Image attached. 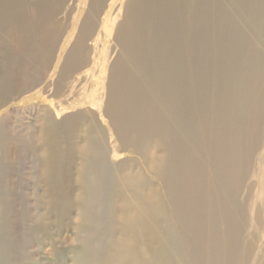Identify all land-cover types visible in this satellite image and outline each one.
Wrapping results in <instances>:
<instances>
[{
    "label": "bare ground",
    "instance_id": "obj_1",
    "mask_svg": "<svg viewBox=\"0 0 264 264\" xmlns=\"http://www.w3.org/2000/svg\"><path fill=\"white\" fill-rule=\"evenodd\" d=\"M115 2L0 0L10 50L7 67L0 63V123L13 110L43 112L31 143L44 175L27 213L16 210L11 184L0 179V264H264V4L247 17L258 22L257 34L243 28V16L223 18L222 37L233 46L222 54L198 43L211 19L197 0H127V23L114 38L124 62L110 65L113 48L101 45L112 34ZM63 19L72 23L64 36ZM25 47L42 64L55 59V72L61 67L68 80L61 103L27 107L8 97V88L29 90L25 77L11 78L12 68L24 71ZM192 55L218 59L225 83H211ZM44 83L53 84L49 76ZM87 91L89 102L71 101ZM6 134L0 126V166L6 139L13 141ZM66 232L73 247L62 241ZM47 248V258L38 254Z\"/></svg>",
    "mask_w": 264,
    "mask_h": 264
},
{
    "label": "rangeland",
    "instance_id": "obj_2",
    "mask_svg": "<svg viewBox=\"0 0 264 264\" xmlns=\"http://www.w3.org/2000/svg\"><path fill=\"white\" fill-rule=\"evenodd\" d=\"M74 1L76 2L77 0H64V3L71 5L75 3ZM112 1L113 0H111V2ZM200 1H203V2H200ZM235 1L236 2H234L233 0H231V2L229 0H222V1L221 0H199V1L197 0L196 2L197 5L201 3L197 6L199 7V10H201L200 12L203 13L205 10H207V12H204V13L205 15L207 13L208 19H211V26H209L206 32L202 29V31H200L198 35V43L200 42L199 43L200 45L207 41L208 46L211 47L212 49H220L222 54L227 53L226 50L230 48L231 46H233V40L231 38H227L229 35H227L226 39L224 40L222 37V30H225V31L228 30L229 28L228 22H230L231 19L235 21L236 18L241 19L242 16H243V20H245L244 22H246L244 23L245 25L242 24L243 28H245L246 26V28L248 27L249 29L251 28L252 30H254V28L256 27L255 34H257V32L260 31L258 30L259 29L258 22H255V20L252 21L251 18H247V17L251 16V14L253 13L252 11H254V13L255 11L256 12L258 10L260 11V9L262 8V5L264 4V0H243V1L235 0ZM126 3H127V0H116L115 4L112 5L111 11L114 12V16H112V22L110 26L111 28L113 27L112 34L110 37H109V34L107 35V37L109 38L106 41L107 44H105V42L103 43L101 42L103 44L101 45V48L102 46L103 47L108 46L107 47L108 49L109 47L113 48V49L107 50L108 51L107 58L109 60L110 65L115 63L118 58L120 61L124 62V57L122 56L123 54L122 48L119 42H117V40H115L114 38L117 35L118 28H120V26H122L124 22L127 23V18H126V5L127 4ZM206 3L208 4V6L206 5ZM238 9H239V13H238ZM233 12L235 13V15ZM224 17L228 19L227 23H224L223 21ZM71 24L72 23H70L66 19H63L62 23L58 22L57 29L60 32L59 35L64 36L66 35L67 32L71 31L72 29ZM182 25H185V24H182ZM249 29L248 31H250ZM76 34L77 32H75L66 51H64L66 54L64 52L63 54L61 53L63 57L67 55L68 50L71 47L72 42L74 41L76 37ZM4 36L5 34H3L0 28V51L2 52V54L0 55V63L3 69L7 67V58L4 56V54L6 52H10V50L7 51V42ZM250 36H252V33H250ZM59 41L60 43L57 46L58 47L57 51L60 49V46L62 44V41L61 40ZM14 47L16 46L14 45ZM42 49L43 47H41L40 52H44ZM14 50L16 52H19V50L17 51L15 48ZM22 51L23 52L22 53L19 52V54H21L22 60L24 61V67H23L24 71H22V68H21L20 71L22 72L20 71L17 72L16 70H13L12 68L11 78L18 76L19 80L21 81L25 77L27 80V83L25 86L27 87L28 85V87L29 86L30 87H29V90L23 94L20 93L23 87V84H20L18 87H13V91L10 90V88H8L6 89V93H9L8 97L11 96L13 98L12 102H14L15 104L21 105V106H27V107H29L28 105L31 103L39 104L41 108H46V106H48V103L50 101H52L54 104L57 102L61 103L64 98L62 97L61 93L64 90L66 81L68 80L67 79L61 80V75H60L61 67H59L57 69V72H55L54 68H55L56 60L54 59L53 63H50V65H45V64L40 63V59L33 58L30 51L27 50V47H25V50L23 48ZM252 52L253 51L250 50V52H248L247 55L249 56V54H251ZM51 55L54 58V55L53 54ZM191 62L195 68L203 67V69L201 70H206L208 72L207 77L210 78L211 83L215 85H222L223 83H225L223 82V79H222L223 72L220 69V62L218 59L208 58V57L205 58L204 56L195 57L194 55H192ZM234 70L236 72L238 69H235V68L227 69V74L232 76L234 74ZM48 76L51 78V82H53V84L45 85L44 79H46ZM240 79L241 77H239L238 82L240 81ZM20 81L14 82L13 85L19 84ZM100 82H101V79L99 78L95 79V83H100ZM234 84L236 83L233 82L232 85ZM8 85H10V83H8ZM89 92L90 91H87L86 93H83L82 95L79 94L74 99H71V101L85 102V103L89 102L91 100ZM210 94H211L210 91L209 93L203 92V95L208 98L210 97ZM98 97H100V95H98ZM104 97H105V100L103 99L101 102L102 108L105 107L106 100H107V96H104ZM1 99L2 98L0 97V101ZM27 110H25L24 112L13 110L9 115L4 117V120L1 121L0 123V126L4 127L6 129V132L8 133L6 134V137L10 135L13 136V141L11 140L8 141V139H6V142H5L8 144L7 145L8 147L9 146L11 147L9 150L6 163L0 166V179H2V181H5L6 183L11 184L13 197L16 199V206H15L16 210L21 211V212H26V213L34 208L35 206L34 203L36 202L37 196H39V194H42L43 189H44V184L39 183L40 181L44 180V175L42 173L43 166H42V159H41L42 158L41 151H39L38 148L36 149L33 148L32 143H31L34 140V136H35V140L37 139L36 135L38 133V126H39V122L37 118H39L42 115L41 113L43 112L41 111L39 114L37 112L30 110L29 108ZM219 110L220 109H218L217 106H213V105L210 106V112L212 113L216 111L218 113ZM62 116H61V119H62ZM61 119L59 118L57 119V121H60ZM102 121H103L102 127L107 129L109 127L107 125V121L106 120L104 121V118L102 119ZM77 161L79 163L77 167L79 168L80 161L79 160ZM256 161H257V158L256 156L253 155V157L249 160V163L252 162L250 163L251 166L249 170L252 169L255 165H257ZM240 200L242 203L243 200L245 199L242 197ZM247 206L249 207V202H247ZM245 234L246 233H245L244 227H242L241 235H240L241 241L237 244V248H238L237 250H241L242 247L244 246V241L246 239ZM262 238L264 240V232L262 234L261 241H262ZM62 241L64 242L65 246L68 248L73 247V245L76 244L72 232H66L62 234ZM47 249L45 250L39 249L37 252L39 255L43 256L44 258L45 257L47 258V255L49 256L50 254V250L49 249L47 250Z\"/></svg>",
    "mask_w": 264,
    "mask_h": 264
}]
</instances>
